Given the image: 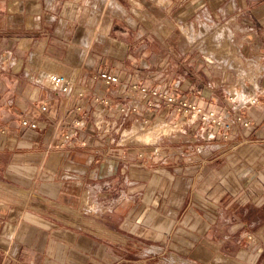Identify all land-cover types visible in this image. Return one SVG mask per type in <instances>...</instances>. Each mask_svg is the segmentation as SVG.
I'll return each instance as SVG.
<instances>
[{"label":"crops","instance_id":"crops-1","mask_svg":"<svg viewBox=\"0 0 264 264\" xmlns=\"http://www.w3.org/2000/svg\"><path fill=\"white\" fill-rule=\"evenodd\" d=\"M212 29L236 39L233 68L200 64L192 39ZM249 57L264 63V0H0V264H264V97L226 140L198 123L172 130L174 111L121 112L117 97L177 84L224 114ZM100 69L118 86L92 82ZM49 74L110 107L75 112L81 99L49 89Z\"/></svg>","mask_w":264,"mask_h":264},{"label":"built area","instance_id":"built-area-1","mask_svg":"<svg viewBox=\"0 0 264 264\" xmlns=\"http://www.w3.org/2000/svg\"><path fill=\"white\" fill-rule=\"evenodd\" d=\"M203 60H206L209 66H215L217 63V60L213 61L207 58ZM248 60L251 62V71L255 74L256 78L253 81L249 80L250 83L243 84L242 86L245 90L242 92L241 88H235L236 84L233 88L226 91V95H224L232 105L224 114H217L213 110H203L194 103L182 99L180 90H177V84H172L176 94H171L166 90H162L159 86H147L139 82L131 84L130 88L121 95L118 94V98L122 99L123 97L125 100L119 110L121 112H136L145 104L148 112V119L161 109L165 110L168 115L171 111H174V113L178 115V118L174 120L170 126L172 130L178 131L181 126L198 123L202 126L208 125L218 129L222 139L226 140L228 133L235 123L241 124L243 127H248L250 125V120L239 112L240 108L245 104L259 105L261 98L264 97V63H262L260 59L253 57H249ZM227 63L228 61L226 60V64L222 65L227 69H231L232 66ZM89 79L92 82L100 83L106 90L114 89L119 84L117 76L107 69H100L90 73ZM44 83L49 89L56 90L70 97L81 99L73 108L75 112H83L90 101L110 107V100H108V98L96 92L87 93L83 91L79 87H76L73 80L63 74H49L45 77ZM108 94L110 95V93ZM40 110L41 112H45L47 109L45 106H41ZM146 121H144V123H147ZM21 126L30 127L32 129L37 127L36 123H32L28 119H23L21 121ZM208 137L209 135L206 136V138ZM63 138L68 140L70 134H66ZM137 156L144 157V153H137Z\"/></svg>","mask_w":264,"mask_h":264},{"label":"rangeland","instance_id":"rangeland-1","mask_svg":"<svg viewBox=\"0 0 264 264\" xmlns=\"http://www.w3.org/2000/svg\"><path fill=\"white\" fill-rule=\"evenodd\" d=\"M133 1L136 2V0H133ZM219 29H220V27H219ZM216 30L217 29H212L210 31V34L209 33L206 34L201 39H198V40L192 39L195 42L194 45H198L199 47H201L200 50L202 52L206 53V55H200L199 56V58H200L199 59L200 64L201 65H205L204 64L205 62L202 61V56H206L207 57V55H212V56H214V58H216L215 60H217V63L215 64L216 66L222 65V64H226V60H227V61H229L227 64L228 65H231L232 68H233V66H236L237 64H239V59H240L236 55L238 53V49H237V45L238 44H237V41H236V39H234L231 36L230 33H227V35L225 37H223V34L224 33H222L221 30L218 31L219 38L216 37L215 36L216 33H217ZM219 32H221V33H219ZM195 34L199 35V33H197V32H195ZM185 37H186V40L187 41H190L191 36L189 34L188 35L186 34ZM205 40H207V41H205ZM223 40L225 41V43L220 44V42L223 41ZM234 52L236 53L235 55H234ZM229 54H231L232 57L228 60L225 56H227ZM197 55H199V54L197 53ZM242 61L245 63V60H242ZM249 63H250L249 66H252L251 65V62H249ZM240 65L241 66L243 65L242 62H241V60H240ZM183 68H184L183 70H186V68L188 69V67H183ZM251 69H252V67L248 71H246L244 74L241 71H239L240 76H237L236 77V87L235 88H237V89H240L241 88V92L245 90V88L242 86L243 84L250 83L249 80H252L253 81L256 78L255 77V74L252 73ZM243 70H244V68H243ZM198 72H200V70ZM192 73H197V70H194V72H192ZM244 75L246 76V79L242 77ZM251 86H253V85H251ZM223 88L224 87L216 88L217 94L221 98V100H224L223 99L224 98L223 97L224 96V93L222 92L223 91ZM142 137H143L142 139H144L143 142H145V143H147V142L150 143L151 142V140H150L151 137L148 139L147 138V134L146 135H145V133L142 134ZM1 194L6 199L10 198V196L8 195V192H6L5 195H3L4 192L1 193ZM6 205H7V201H6L5 205H3V208H5Z\"/></svg>","mask_w":264,"mask_h":264},{"label":"bare ground","instance_id":"bare-ground-1","mask_svg":"<svg viewBox=\"0 0 264 264\" xmlns=\"http://www.w3.org/2000/svg\"><path fill=\"white\" fill-rule=\"evenodd\" d=\"M219 33H221V32H219ZM223 33V32H222Z\"/></svg>","mask_w":264,"mask_h":264}]
</instances>
